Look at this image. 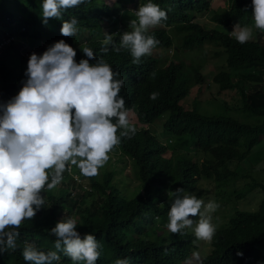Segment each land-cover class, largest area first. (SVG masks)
Segmentation results:
<instances>
[{
  "label": "trees",
  "instance_id": "1",
  "mask_svg": "<svg viewBox=\"0 0 264 264\" xmlns=\"http://www.w3.org/2000/svg\"><path fill=\"white\" fill-rule=\"evenodd\" d=\"M42 2L0 0V103L9 101L23 86L30 54L40 55L54 42L64 40L76 50L75 60L79 62L87 59L83 47L91 48L124 81L120 96L130 110L129 121L136 133L131 139L121 138L114 151L136 167L137 179L142 183L136 192L132 188L124 191L108 168L99 169V174L90 178L83 176L78 168L80 179H86L89 186L67 174L68 178H62L60 183L62 187L68 186V190L43 195L44 207L35 219L18 229L15 250L0 254V264H28L22 255L26 245L45 253L55 251L56 237L50 234V229L67 218L77 220L76 230L81 236L89 233L97 238L100 257L96 264H115L116 259L126 257L131 264H185L191 261L193 252L200 254L202 264H264V196L255 209L237 208L216 229L210 243L202 242L209 245L207 252H199L201 244L196 243L194 232L185 229L183 234H171L166 227L174 199L171 192L177 188H193L202 177L211 178L219 185L232 183L233 187L223 190L222 196L228 192L239 198L255 187L264 189V177L258 173L244 182L243 187H237L239 174L230 168L253 159L254 155H262L254 149L264 136V83L245 86L243 81L234 83L231 78L235 70L264 73V32L254 28L251 0H228L222 10L214 9L210 0H90L67 9L61 19H49L46 25L42 22ZM131 2L141 6L152 2L166 11L167 20L156 29L158 46L169 51L176 45L178 40L169 30L172 25L176 32L183 33L181 39L185 46L212 42L219 56L225 52V64L213 76V81L220 90L235 88L241 108L256 121L243 122L230 115H202L180 103L189 91L187 80L181 76L188 75L199 82L201 79L181 64H174L169 55L159 54L162 63L154 53L155 56H143L134 64L127 50L114 51V47H119L121 33L131 31L125 26L112 34L114 44L108 46V52H102L105 33L127 15L128 10H121ZM211 7L215 25L205 28L196 17ZM73 17L78 21V29H83L79 31L81 40L86 39L82 44L75 43V35L65 37L60 33L62 23ZM236 23L253 27V38L245 44H239L228 32ZM9 37L14 39L8 42ZM153 92L159 93L156 100L150 99ZM157 123L167 135L179 138V143L175 146L164 143L152 127ZM176 149L185 154L174 157L170 151L176 153ZM76 186L79 190L72 192ZM201 191L200 188L193 195L199 198ZM192 219L195 222L197 217ZM238 252L243 255L238 256ZM60 257L54 264H73L62 253ZM192 264H196L194 259Z\"/></svg>",
  "mask_w": 264,
  "mask_h": 264
},
{
  "label": "clouds",
  "instance_id": "2",
  "mask_svg": "<svg viewBox=\"0 0 264 264\" xmlns=\"http://www.w3.org/2000/svg\"><path fill=\"white\" fill-rule=\"evenodd\" d=\"M89 2L43 0L42 22L46 25L49 19H61L67 9ZM251 9L254 28L264 32V0H251ZM125 10L127 15L105 33L101 51L108 52V46L114 44L112 34L125 26L131 31L121 33L119 47L113 50H127L132 62L138 64L143 56L159 52L153 50L159 43L156 29L163 26L167 13L152 2L143 6L131 2ZM77 25L75 17L63 22L61 35H76ZM230 34L239 44H245L253 38V27L236 23ZM13 39L9 37L7 41ZM82 52L87 59L77 62L76 50L59 40L40 55L30 54L23 86L9 101L0 103V254L15 250L18 229L44 207L42 193L60 184L63 173L70 171L69 165L77 166L85 177H94L109 161V153L121 143V138L131 139L136 133L129 121L130 110L120 96L124 81L117 78L119 72L113 71L103 58H97L91 48L83 47ZM158 97V92L150 94L152 100ZM74 174L73 179L81 183V176ZM171 195L174 199L168 211V231L183 234V230L192 228L197 240L210 243L216 233L211 214L220 205L185 194L183 188L175 189ZM193 217H199L198 221L194 222ZM77 225L75 218L58 221L50 229L56 237L55 251L45 253L26 245L24 261L54 264L62 253L73 264H96L100 244L93 234L81 236ZM192 255L196 264H202L198 252ZM115 264L131 261L129 257L118 258Z\"/></svg>",
  "mask_w": 264,
  "mask_h": 264
},
{
  "label": "rangeland",
  "instance_id": "3",
  "mask_svg": "<svg viewBox=\"0 0 264 264\" xmlns=\"http://www.w3.org/2000/svg\"><path fill=\"white\" fill-rule=\"evenodd\" d=\"M112 1V0H110ZM213 8H219L222 10L225 6H227L228 0H210ZM128 2V0H126ZM129 4V3H127ZM127 4H124V8L121 11H124ZM212 7L210 11L202 15H197L196 20L203 24L205 28H212L215 23L211 18ZM123 16V14H119ZM123 19V17H122ZM110 29V28H109ZM83 30V29H79ZM108 28H105L104 31L107 32ZM169 30L173 34V38L178 40L176 45L172 47L171 52L166 49V47L156 46L153 50H159L156 53V56L159 62L162 63V55H169L173 60L174 64H181L186 71H191L192 75H197L201 81L198 84L192 83L190 78L187 76L182 75L181 77L187 80L189 84V91L187 96L180 102L183 105H187L190 107L189 109H195L196 112L202 115H230L240 121L254 123L256 118L250 115L247 111H244L241 108V101H239V95L235 93L234 89H224L220 90L218 84L213 81V76L216 72L220 69V67L225 64V52L219 56L217 51V46L212 42H209L206 45L196 46V47H188L185 46L182 42L181 36L182 32H176L175 28L171 25ZM232 28H229L228 32H231ZM78 33L74 37V41L76 44H82L85 40H81L82 36L81 33ZM128 52V51H127ZM129 53V52H128ZM130 54V53H129ZM154 55L155 54H152ZM168 60V61H170ZM187 74V73H186ZM232 81L234 83H238L239 81H243L245 86H249L252 83H264V73H243L241 71L235 70L232 72ZM230 98L233 101H227ZM157 131L158 137L166 144L175 146L179 143V138L170 137L163 131V127L160 124H154L152 126ZM192 150V148H190ZM255 152L262 153L261 156L254 155L252 158L254 159H247L244 160L241 164L237 165L238 167L231 166L230 168L236 173L239 174L237 179V187H243L244 182H248L251 180V176L255 174H259L260 176L264 177V136L261 137L259 143L256 145ZM174 154V157H179L181 154H185V152H181L180 149H176V153L170 151ZM187 153V152H186ZM191 154V153H188ZM110 159L109 161L100 168V171L103 169L108 168L114 177V180H118L119 188L123 189L124 191L130 190L131 191H138L140 181L137 179V169L131 162H127L124 159L125 156H120L119 152L116 154L114 149L112 152L109 153ZM199 162L202 160V156H198ZM236 165V164H235ZM70 171L67 173V170L63 173L64 177H67V174L74 177L76 173L78 175V167L74 165H69ZM115 167V169H112ZM261 168L262 170L256 172L257 169ZM244 171V172H243ZM249 172L251 175H249ZM66 174V175H65ZM247 174V175H244ZM79 176V175H78ZM81 176V175H80ZM85 179V178H84ZM81 181L83 185H88V181L85 180H78ZM122 184H126L124 188H122ZM232 183L222 184L219 185L217 181H214L211 178L202 177L198 180L197 185L193 188H186L184 189L185 194H194L198 189H202L201 194L198 199L203 200L205 203L209 201L217 202L220 207L216 210V212L212 213V223L217 228L220 227L225 221L228 220V217L237 209L242 206L247 209H255L259 203V201L264 196V189L261 187H255L253 190L245 193L243 197H235L232 193L225 192L224 196H222V191L226 188H232ZM68 190V186H63L60 183L55 189L51 191ZM79 190V187L76 186L71 191ZM46 192H49L47 189L42 193L44 195ZM227 196H230L227 197ZM230 213V214H229ZM72 216L75 217V214L72 213ZM37 217V214L35 218ZM34 218V219H35ZM199 217H197L198 221ZM33 220V219H32ZM32 220H25L22 225H26ZM22 225L20 227H22ZM195 226V224H194ZM193 226V227H194ZM189 232H194L192 228L186 229ZM207 243L204 241L197 240L196 243L198 246L201 243ZM209 249L208 244H201L198 248L199 252H207ZM191 261H193V257H191Z\"/></svg>",
  "mask_w": 264,
  "mask_h": 264
},
{
  "label": "built area",
  "instance_id": "4",
  "mask_svg": "<svg viewBox=\"0 0 264 264\" xmlns=\"http://www.w3.org/2000/svg\"><path fill=\"white\" fill-rule=\"evenodd\" d=\"M264 81V80H263Z\"/></svg>",
  "mask_w": 264,
  "mask_h": 264
}]
</instances>
